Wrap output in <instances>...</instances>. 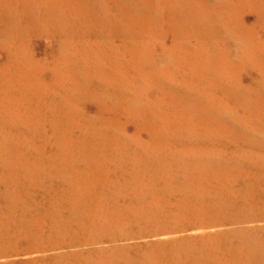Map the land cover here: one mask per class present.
I'll return each instance as SVG.
<instances>
[{
  "label": "rangeland",
  "instance_id": "1",
  "mask_svg": "<svg viewBox=\"0 0 264 264\" xmlns=\"http://www.w3.org/2000/svg\"><path fill=\"white\" fill-rule=\"evenodd\" d=\"M104 1L110 33L81 12L79 35L60 61L68 44H59L53 24L29 26V0H0V264H76L70 255L55 261L72 251L85 254L81 264H126L129 253L147 248L152 264L156 256L168 264L172 253L184 264H232L234 231L245 223H237L231 194L198 167L248 175L264 0H122L118 15L114 1ZM71 193L95 199L96 209L83 211L87 223L52 231L46 220L42 230L35 224L21 238L9 235L17 221L55 205L67 215ZM189 196L222 206L195 207L183 202ZM152 199L189 209L138 220Z\"/></svg>",
  "mask_w": 264,
  "mask_h": 264
},
{
  "label": "bare ground",
  "instance_id": "2",
  "mask_svg": "<svg viewBox=\"0 0 264 264\" xmlns=\"http://www.w3.org/2000/svg\"><path fill=\"white\" fill-rule=\"evenodd\" d=\"M104 0H29L28 6L26 5V14L28 15V23L29 26L35 25H46V23H51L57 29V34L62 37L61 41L59 40V44L66 45L59 50L62 53L61 59H65V51H67V46L72 41L73 38L79 35L77 32L78 23L76 21L82 22L81 20V12H84L82 17H88L89 19H93V24H98L108 29L107 34L110 33V30L107 26L106 19L107 17V6L106 1L102 3ZM115 3V15L120 14L121 11V2L122 0H113ZM148 2V1H147ZM106 3V4H105ZM148 4V3H147ZM250 4V3H249ZM148 6V5H147ZM151 6V5H150ZM251 7V6H250ZM129 8V7H128ZM113 11V10H112ZM154 11V10H152ZM138 12V11H136ZM73 15V19L71 17ZM256 15V14H255ZM24 18V17H23ZM120 18V17H119ZM245 18V17H244ZM260 19V18H259ZM263 23H264V18ZM246 20V19H245ZM247 21V20H246ZM249 21V19H248ZM251 21V20H250ZM249 21V22H250ZM251 23V22H250ZM90 25V24H89ZM184 25V24H182ZM85 27V28H84ZM157 27V26H156ZM96 28V27H95ZM93 27H87L83 25L82 30H87L88 32H96L97 35L98 30ZM241 28V26H240ZM77 30V31H76ZM149 30V29H148ZM187 30V29H186ZM264 31V30H263ZM247 33V32H246ZM264 33V32H263ZM262 33V34H263ZM171 35V34H170ZM2 36V35H1ZM45 36V35H44ZM30 37V36H29ZM52 37V36H51ZM92 37V36H90ZM34 38V37H33ZM43 38V37H42ZM103 38V37H102ZM216 38V37H215ZM38 39V38H37ZM231 39V38H230ZM118 40V39H117ZM241 40V39H240ZM116 41V40H115ZM161 41V40H160ZM257 41V40H256ZM45 42V41H44ZM179 42V41H178ZM236 42V41H234ZM20 43V42H19ZM40 42H38L39 44ZM46 43V42H45ZM49 43V42H48ZM32 44V43H31ZM36 44V43H35ZM80 44V43H79ZM236 44V43H235ZM239 44V43H238ZM55 45V44H54ZM241 45V44H240ZM244 45V44H243ZM47 46V44H46ZM197 46V45H196ZM36 47V46H35ZM38 47V46H37ZM257 47V46H256ZM14 48V47H13ZM42 48V47H41ZM48 48H50L48 46ZM109 48V47H108ZM239 48V47H238ZM46 49V48H45ZM254 49V48H253ZM262 49V48H261ZM242 50V49H241ZM6 51V50H5ZM48 51V50H47ZM240 51V50H239ZM42 52V51H41ZM45 52V51H44ZM96 52V51H95ZM112 52V51H111ZM111 52L110 55L111 56ZM9 53V52H8ZM59 53V54H60ZM103 53V52H102ZM163 53V52H162ZM51 54V53H50ZM77 54V53H75ZM264 54V53H263ZM57 55V54H56ZM54 54V56H56ZM198 56V55H197ZM112 57V56H111ZM206 57V56H205ZM7 58V57H5ZM43 58V57H42ZM2 60V59H0ZM176 60V59H175ZM258 60V59H257ZM256 62V61H255ZM45 63V62H44ZM53 63V62H52ZM66 63V62H65ZM241 63V62H240ZM244 63V61H243ZM20 65V64H19ZM32 65V64H31ZM205 65V64H204ZM1 67V66H0ZM5 68V67H4ZM207 68V67H206ZM250 68V67H249ZM1 69V68H0ZM208 69V68H207ZM247 69V68H246ZM47 70V69H46ZM250 69H248L249 71ZM5 71V70H4ZM65 71V70H64ZM10 72V71H9ZM50 72V71H49ZM13 73V72H12ZM44 73V72H43ZM248 73V72H247ZM246 73V74H247ZM72 74V73H71ZM245 74V75H246ZM259 76L256 77V80L252 83V97H251V105H250V132L248 137L249 149H248V165L246 175H242V173L236 172L235 169H230L225 165H218L216 167L209 166H199L198 172L202 174L200 177L205 176V181L216 179L220 185V189H222L225 193H230L232 196V203L237 212V223L245 225H238V228L234 231L236 242L231 247L232 249V264H264V90L263 93L259 91L260 84H264V69L258 73ZM11 75V74H10ZM13 75V74H12ZM248 75V74H247ZM257 75V72L256 74ZM43 76V75H42ZM50 76V75H49ZM19 78V77H17ZM21 78V77H20ZM41 78V77H40ZM46 79L48 77H45ZM12 79V78H11ZM14 79V78H13ZM10 80V79H9ZM72 80V79H70ZM177 80V79H176ZM14 81V80H13ZM19 81V80H18ZM21 82V81H20ZM23 82V80H22ZM27 85V84H26ZM172 86V85H171ZM242 86V85H241ZM258 86V88H257ZM13 87V86H12ZM25 87V86H24ZM11 88V87H10ZM22 88V87H21ZM35 88V87H34ZM38 88V87H37ZM41 88V87H40ZM31 89V88H30ZM264 89V86H263ZM32 90V89H31ZM51 91V90H50ZM62 91V90H60ZM30 92V91H29ZM191 92V91H190ZM235 92V91H234ZM85 93V92H84ZM194 93V92H193ZM32 94V93H31ZM1 95V94H0ZM50 95V94H49ZM52 95V94H51ZM76 95V94H75ZM237 96V95H236ZM83 97V96H82ZM89 98V97H88ZM44 99V98H43ZM6 100V99H5ZM25 100V99H24ZM89 100V99H87ZM115 100V99H114ZM3 101V100H2ZM237 101V100H236ZM40 102V101H39ZM38 102V103H39ZM53 102V100H52ZM67 102V101H66ZM86 102V101H85ZM95 102V101H94ZM238 102V101H237ZM180 103V102H179ZM17 104V103H16ZM55 104V103H54ZM249 104V103H248ZM88 105V104H87ZM240 105V104H239ZM55 107V106H54ZM75 107V106H74ZM89 107V106H88ZM216 107V106H215ZM210 108V107H209ZM51 111V110H50ZM59 111V110H58ZM59 113V112H58ZM245 113V112H243ZM56 114V113H55ZM190 114V113H188ZM220 117V116H219ZM234 119V118H233ZM210 128V127H209ZM213 128V127H212ZM215 131V130H214ZM239 131V130H238ZM168 132V131H167ZM243 132V131H242ZM176 133V132H175ZM198 133V132H197ZM239 133V132H238ZM245 133V132H244ZM87 134V133H86ZM236 134V133H235ZM184 135V134H183ZM189 135V134H188ZM218 135V134H217ZM228 135V134H227ZM86 136V135H85ZM215 136V135H214ZM233 136V135H232ZM202 138V137H201ZM245 138V137H244ZM172 139V138H171ZM211 139V138H210ZM215 140V139H214ZM195 141V140H194ZM226 141V140H225ZM224 141V142H225ZM247 141V140H246ZM199 142V141H198ZM163 143V142H162ZM195 143V142H194ZM197 143V142H196ZM215 143V142H214ZM234 145V144H233ZM245 145V144H244ZM66 146V145H65ZM97 146V145H96ZM99 146V145H98ZM195 146V145H193ZM248 146V145H247ZM209 147V146H208ZM230 147V146H228ZM204 148V146H203ZM243 148V147H242ZM69 149V148H68ZM171 149V148H170ZM53 150V149H52ZM199 150V149H198ZM240 150V149H239ZM60 151V150H59ZM158 151V150H156ZM164 151V150H163ZM214 151V150H213ZM101 152V151H100ZM207 152V151H206ZM56 153V152H55ZM61 153V152H60ZM80 153V152H78ZM210 153V152H207ZM17 154V153H16ZM15 154V155H16ZM53 153H51L52 155ZM89 154V153H87ZM102 154V153H101ZM159 154V153H158ZM12 155V154H11ZM208 155V154H207ZM215 155V154H214ZM243 155V153H242ZM13 156V155H12ZM10 157V156H9ZM78 157V156H77ZM238 157V156H237ZM64 158V157H63ZM218 158V157H217ZM236 158V157H235ZM149 159V158H148ZM211 159V158H210ZM245 159V158H244ZM57 161V160H56ZM95 161V160H94ZM121 161V160H120ZM178 161V160H177ZM207 161V160H206ZM215 161V160H214ZM228 161V160H227ZM204 162V161H203ZM25 163V162H24ZM68 163V162H67ZM217 163V162H216ZM95 164V163H94ZM224 164V163H223ZM227 164V163H226ZM21 165V164H20ZM73 165V164H72ZM206 165V163H205ZM228 165V164H227ZM232 165V164H231ZM71 167V166H70ZM24 169V168H23ZM160 169V168H159ZM29 170V169H28ZM93 170V169H92ZM166 170V169H165ZM51 172V171H50ZM230 172L229 174H224ZM18 173V172H17ZM22 173V172H21ZM61 173V172H60ZM16 174V173H15ZM57 175V174H56ZM13 176V175H11ZM44 176V175H43ZM90 176V175H89ZM166 176V175H165ZM193 176V175H192ZM5 178V177H4ZM9 178V177H8ZM53 178V177H52ZM56 178V177H55ZM30 179V178H29ZM35 179V178H34ZM43 179V178H42ZM83 179V178H82ZM92 179V178H91ZM6 181V180H5ZM8 181V180H7ZM191 181V180H190ZM9 182V181H8ZM16 182V181H15ZM171 182V181H170ZM227 182L230 184L228 185ZM10 183V182H9ZM3 185V184H2ZM199 185V184H198ZM197 185V186H198ZM65 186V185H64ZM45 187V186H44ZM132 187V186H131ZM44 189V188H42ZM41 189V190H42ZM3 190V189H2ZM76 190V189H75ZM5 191V190H4ZM44 191V190H43ZM8 192V191H7ZM213 192H215L213 190ZM14 194V193H13ZM211 194V193H210ZM41 195V194H40ZM70 198L65 199V208H71L70 212L66 215L64 214L63 207L61 205H55L53 208L44 209L42 212L38 211L39 216H36L35 213H32V217L26 218L25 220L22 218L20 221L16 222V229L11 231L10 236H18L19 238L23 237L27 233H32V226L37 224L40 229H43L42 221L50 220V230L54 231L59 228H71L74 226L82 225L83 223H87L85 219L82 218L83 211L88 208L96 209L97 205L93 204L95 199H91L93 202L84 201L86 200L84 197L83 201H80L78 198L76 200L75 193L69 194ZM174 195V194H173ZM180 195V194H179ZM182 195V194H181ZM184 195V194H183ZM3 196V195H2ZM32 196V195H31ZM108 196V195H107ZM168 196V195H166ZM4 197V196H3ZM14 197V196H13ZM74 197V198H73ZM163 197V196H162ZM214 197V196H213ZM19 198V197H18ZM25 198V197H24ZM196 198V197H193ZM6 200V199H5ZM9 200V199H8ZM79 200V201H78ZM154 202H150V204L144 203L138 208L137 219L144 221L146 219L155 220V219H168L172 213H180L182 209H189V205L183 203L184 205L180 207L179 204H174V202L166 199L162 203L157 202L155 199H152ZM181 200V199H180ZM222 200V199H221ZM30 201V199H29ZM34 201V200H33ZM41 201V200H40ZM156 201V202H155ZM5 202V201H4ZM43 202V201H42ZM183 202H195V207L203 204L207 206H222L221 201L217 203L216 198L212 200H204V199H192V196L188 197V201L184 199ZM19 203V202H18ZM30 203V202H29ZM178 203V202H177ZM6 204V203H5ZM146 204V205H145ZM164 204L165 206L161 205ZM171 204H174L171 206ZM7 206V205H6ZM31 206V205H30ZM167 206H171L168 208ZM173 207H176L175 210ZM194 207V208H195ZM44 208V207H42ZM16 209V207H15ZM246 209L245 213L242 211ZM13 211V210H12ZM1 213V212H0ZM10 213V212H9ZM86 213V211L84 212ZM134 213V212H133ZM188 213V212H187ZM3 214V213H2ZM114 214V213H113ZM127 214V213H126ZM17 215V214H16ZM107 215V214H106ZM122 215V214H121ZM177 215V214H176ZM111 218L113 222L114 215H107ZM127 216V215H126ZM130 216V215H129ZM34 217V218H33ZM86 219L93 221L92 218L88 216H83ZM39 219V220H38ZM96 219V218H95ZM13 221V220H12ZM110 221V220H109ZM125 219L120 220L116 219L114 222H118V225L124 224ZM230 221V220H229ZM103 222V221H102ZM149 222V221H148ZM105 223L111 224L105 220ZM144 223V222H143ZM177 224V223H176ZM186 224V223H185ZM179 226V225H178ZM171 227V226H170ZM86 228V227H85ZM190 229V228H189ZM229 229V228H228ZM11 230V229H10ZM9 230V231H10ZM113 231V230H112ZM2 232V231H1ZM8 232V230H7ZM79 232V231H78ZM148 232V231H147ZM168 234V233H167ZM124 235V234H123ZM160 235V234H159ZM140 236V235H139ZM161 236V235H160ZM107 237V236H106ZM130 238V237H129ZM185 238V237H184ZM127 239V238H126ZM194 239V238H193ZM7 241V240H6ZM25 241V240H24ZM61 243V242H59ZM146 243V242H145ZM154 243V242H153ZM231 243V242H230ZM156 244V243H155ZM126 245V244H125ZM142 245V244H141ZM224 245V244H223ZM148 246V245H147ZM220 246V245H219ZM44 248V247H43ZM46 249V248H45ZM118 252H127L132 249L131 245L128 246H119L114 247ZM162 249V248H161ZM138 250V249H137ZM155 250V249H154ZM43 251V250H42ZM73 253L68 254H58L55 256V261L60 262L64 259V257L71 256L74 258L77 263L81 264L80 261L85 257L84 253H80L77 251H72ZM143 253V254H142ZM146 253V254H145ZM214 253V252H213ZM219 253V252H218ZM54 254V253H53ZM94 254V253H93ZM147 254H152V251L147 249H143L141 251H136L133 253H129L128 258L126 259V264H152L153 260L145 258L143 256H147ZM156 256V255H155ZM170 256V257H169ZM166 257L168 260V264H184L183 262L174 259L176 253H172ZM142 257L144 259H142ZM225 257V256H224ZM153 258V257H152ZM157 260L158 264H162L164 257H154ZM47 259V258H46ZM49 259V258H48ZM178 259V258H177ZM43 260V259H42ZM85 260V259H84ZM204 260V259H203ZM64 261V260H63ZM90 261V260H89ZM183 261V260H182ZM86 262V261H85ZM53 263V262H52ZM156 263V264H157ZM71 264V263H70Z\"/></svg>",
  "mask_w": 264,
  "mask_h": 264
}]
</instances>
